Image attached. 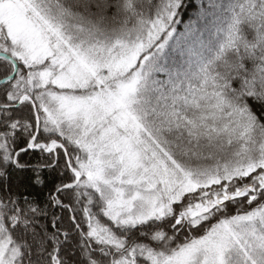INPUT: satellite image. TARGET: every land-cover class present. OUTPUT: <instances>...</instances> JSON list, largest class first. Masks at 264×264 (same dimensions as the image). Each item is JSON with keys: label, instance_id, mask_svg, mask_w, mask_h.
<instances>
[{"label": "snow or ice", "instance_id": "6c2138e0", "mask_svg": "<svg viewBox=\"0 0 264 264\" xmlns=\"http://www.w3.org/2000/svg\"><path fill=\"white\" fill-rule=\"evenodd\" d=\"M0 264H264V0H0Z\"/></svg>", "mask_w": 264, "mask_h": 264}]
</instances>
